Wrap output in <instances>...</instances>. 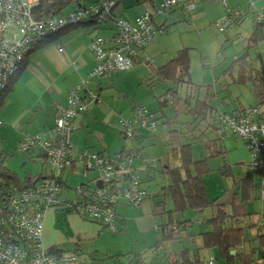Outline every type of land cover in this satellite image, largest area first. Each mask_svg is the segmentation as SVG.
I'll use <instances>...</instances> for the list:
<instances>
[{
	"label": "trees",
	"instance_id": "trees-1",
	"mask_svg": "<svg viewBox=\"0 0 264 264\" xmlns=\"http://www.w3.org/2000/svg\"><path fill=\"white\" fill-rule=\"evenodd\" d=\"M74 4L77 5V7L69 10V8H72ZM85 6L86 5H82L80 0H38V5L33 8L32 14L35 19L48 15L66 16L68 12ZM253 7L257 8L261 6L253 5ZM243 11L244 12L242 15L234 18L232 24L227 26L222 31H225L237 24L239 21L247 17V14L250 13L252 15L250 31L247 39L244 42L245 51L234 60L237 63V77L235 82L237 84H245L248 81H252V84L254 86L255 83L253 81L256 76L253 74L254 69L248 62L247 56L251 51L250 48H255L259 42V39L264 38V19L259 23H256L253 12L248 11V8L243 9ZM142 14L134 17L131 22L118 18L115 16V14L114 16L118 21L121 20L134 26L136 19ZM106 25L112 26L109 28L110 33L108 35L92 36L91 39L99 36L107 37L117 30V26L112 22H105L97 25V27ZM75 26L78 25H69L67 28L62 29L60 32H66ZM56 35H53L49 37V39L45 40L49 41L56 37ZM151 41L136 48L137 53L133 56L132 66L128 70L133 68L138 63L143 62L146 65L149 64L148 66L149 68H151L150 74H153V77H156V80L159 79L163 82L169 83V86L164 95L166 96L168 94V96H170V103L175 107L176 113L178 115L185 116V118H190L186 121H177L182 126V131L178 130L177 127L169 129L170 136L173 133H177V137L179 138L178 146L172 148L171 151L168 152V155L173 158H171L173 161V165L167 164L165 165V167L156 165L155 159L151 160L145 154L143 147L139 146L138 144L135 145L136 147H132L130 149L123 148L110 154L104 152H96L88 148L76 151L73 144V133L77 129L76 119L87 110L89 105L97 104L100 101L97 90L90 88L89 84L93 81V79L96 78H109L112 73L111 72L108 77L88 78L87 83L84 85L85 88L83 90L82 88L79 90V94L81 95V99L85 105V109L77 112L70 120L73 125L68 141V145L70 144V148L69 152L64 155L62 166L52 164L51 159L53 157L45 151L43 145H32L31 148L27 149L26 151L20 152L28 153L36 149L39 150L40 155L48 164V170L50 171L47 174H41V172L32 173L30 170H27L21 177L16 172L8 169L0 159V201L3 195L4 197H7L9 194H14L15 202L12 206L14 207L13 210L19 208L26 212V210L31 211V208L35 206L36 208H39L38 210L42 213L43 216L45 210L47 209L62 208V210H66L67 212H74L79 214L84 219L96 223L101 228L106 229L109 232H117L121 229L122 222L116 212V206L118 204L138 206L146 199H152L154 202V207L161 209L160 215L164 216L165 214L168 216V219L166 220L164 216L165 222L159 224V227L161 228V236L152 246L149 247V254L146 253V255L145 253H138L137 255H133L131 261L129 262L131 264H141L147 257L153 261H160L162 258L159 255V250H161V252L163 253L165 242L170 240L172 242V240L175 239L181 240L185 236L181 235L182 231L185 230V227H183L184 221H181L178 218H172V215L174 213L184 214L186 210L203 212L208 208H213L214 211L212 215L206 217L205 219V229H202L198 233V235H200L203 239L204 248L216 249L219 258L225 259L227 261V264H233V257L230 255V250L232 247L245 241L244 231L249 226L241 223L239 218L231 215L224 204L217 203L216 198L210 199L203 182V177L213 170L210 165V159L214 158V156L222 155L225 152L223 149H221V139H219V136L216 132L217 126L215 125V122L218 107H216L215 104L213 105L211 103V99L213 101V99L216 98L215 94L213 95L211 93L213 91L211 88L212 85L208 84L204 86H195L193 84L190 78L191 64L188 48L178 50L177 54L173 58L161 64L160 66H152L151 59L142 56V50L144 46L149 44ZM258 56H260V53H258ZM25 59L22 61L20 66L25 65ZM149 80H151V78ZM181 85H184L186 88L190 89V91L185 92L184 96L180 94L178 89V87ZM4 91L0 93V104L2 102ZM89 91H92L96 94L95 100H91L88 96H86L87 92ZM200 93H203V95L201 96ZM256 96L258 98L257 103L255 101L252 104H248L244 107L232 110V112L224 111V113L240 116L243 114L246 107L257 106L258 109L255 114L256 116L260 117L259 108L262 105L264 106V87L262 90H256ZM167 102L168 99H163L160 101V103L163 105H166ZM66 106L67 98L66 104L60 106L57 109L52 127L35 133L25 132L22 139L17 143V147L18 144L23 140L25 135H29L30 137H32L33 135L45 133L52 130L56 124V117L62 113L64 107ZM141 108L144 109L147 120L150 123L153 122L154 126L153 129L150 130L141 128L139 130H141L143 133L145 131H155L158 126V120L152 117V114L148 111L147 108L143 106L134 107L132 116ZM120 120L118 121L120 135L123 138L134 140L136 132L138 130L137 128L139 127L136 125L132 126L131 135H127L124 128L120 124ZM262 121L264 122L263 119ZM209 129H211V132H216L218 138H208ZM45 135H48V133H45ZM258 135L261 136V134ZM183 138H189V140L184 141ZM48 141L55 142V135L51 139L48 138ZM196 144L201 145L200 147H202L203 145V148L205 150V153L201 152L202 154L199 157H196L194 154V147ZM260 151V154L264 158V149ZM85 152L88 155L93 154L96 157L101 156L108 159L114 167L124 161L128 162L127 165H123L122 168L119 167L118 169H116L117 171H115L114 176L110 179L111 183H103L104 187L101 188L102 195L98 194V187L96 185L98 167L94 164H92L89 168L85 167V164L88 161L93 163L92 159L83 155ZM248 163H250V155ZM249 166L250 165H247L246 168H248ZM124 168H126L125 171H121ZM230 169V166L224 165L217 170L221 174L226 175L227 173L229 174L231 172ZM248 169L250 171L247 174H243L244 176L239 177L235 180L233 179V184H238L240 189V191H235L233 193L234 205L236 204L235 200L249 201L252 199H259V190L261 188V183L259 185V183L257 184L255 182L254 178L256 171H253L252 168ZM260 174L263 175L262 173ZM154 175L162 179L163 184L161 185L160 190L154 192L152 195L151 192L147 190L145 183L154 178ZM77 177H80L81 180L77 181ZM70 179H74L77 182L71 183L69 181ZM131 183L138 184V186H140V188L146 193L144 199L139 201L138 203L130 202L124 197V189L128 188ZM255 190L257 191L256 195ZM65 191L67 193H71L72 196L70 198L61 197L62 192ZM79 191L82 192L84 196L80 194ZM25 192L30 194V196L26 200H23ZM48 194H51V202L43 200V196H48ZM166 196H169L172 202V208L168 209L167 211L164 199V197ZM155 197L158 198L156 199ZM54 201H57V203ZM84 201L97 206L112 207L114 212L113 223L115 229L109 230V228L102 226L99 223L100 221L95 219V217L89 213V209H86L83 206ZM3 202L6 203V199H4ZM256 240L258 245L264 249V232H258L256 235ZM46 250L58 259L64 256H68L66 251L61 250L60 248H50ZM179 251L180 252L176 256H174V258H172L171 255L168 256L171 264H204L203 257L199 256L198 253H195L188 247L181 248ZM74 253L75 251L73 252V254ZM72 256H74L76 262V254ZM217 258L213 256L209 257L208 260L205 261V264H215V259Z\"/></svg>",
	"mask_w": 264,
	"mask_h": 264
},
{
	"label": "crops",
	"instance_id": "crops-1",
	"mask_svg": "<svg viewBox=\"0 0 264 264\" xmlns=\"http://www.w3.org/2000/svg\"><path fill=\"white\" fill-rule=\"evenodd\" d=\"M120 1L117 0L114 7L116 17L131 22L134 17L148 11L153 17V22L164 27L165 32L163 34H155L149 43L150 45L147 44L144 46L142 56L148 59L151 57L154 59L160 54L167 55L169 51V40L176 35L179 36L180 34L194 31H197V34L200 35L206 31L207 35L204 37H207L210 33L212 36H208L210 41L211 39H217L218 35L216 33H221L215 31V27L213 26H215L214 23L218 19L226 15L227 8L245 9L250 4L264 6V0H226V5H223L221 0H184L182 4H177L168 11L158 13L155 9V4L159 0H130L128 5H125L127 8L121 12L118 11ZM94 2L97 3L99 0H95ZM131 10L133 11L130 12ZM243 20L245 19L228 28L227 33L234 30L237 32L235 35L242 38L241 40L245 42L250 30L246 31L243 29L240 32ZM98 30L105 32L103 35L110 33V30H107L103 26ZM94 33L95 31L92 27L83 25L75 26L66 32L62 31L53 38L56 44L54 46L53 57L48 56L47 59L41 60V54H37L33 56L32 61H30V58L24 61L25 65L20 66L16 74H14L2 96V102L0 104V134L4 133L7 135L10 131L15 130L18 143L25 132L35 133L53 126L56 111L60 106L66 104L69 90L81 83L94 67L93 53L88 46ZM221 35L224 36L223 34ZM49 41L39 44L33 47V49L40 48ZM187 42L188 44L190 43L189 38ZM175 45L174 51L170 52L169 55L173 53L177 54V51L183 48L190 49L189 46H184L186 44L183 39L180 44ZM208 46H210V42ZM61 47L63 50L59 51ZM30 53L31 51H28V55ZM152 54L153 56H151ZM149 56L151 57L149 58ZM148 65L146 66L149 68ZM149 69L151 70V68ZM24 71L30 77L18 89L14 83L19 74ZM109 78H105L108 81L107 85L104 84L105 80L102 78L93 79L89 84L90 88L97 90L100 97V101L97 104L100 105L96 104V107H94V104L89 105L87 110L76 119L77 129L73 133V144L76 151L88 148L96 152L110 154L123 148L130 149L136 147L135 145L137 144L144 149L142 142L145 136L139 129L136 132L135 139L124 143L119 150H115V148H111L110 146L111 137H116V134L120 135L118 121L128 115L130 111L131 117L134 107L129 108L126 105V100L121 99L122 97H119L115 104H111L112 102L106 97H104V100L102 99V95L110 90L111 78ZM252 87L255 88L253 84ZM124 110L127 112L123 116ZM222 143L223 146L221 145V149L225 151L222 155L226 156L228 160L225 166L227 165L231 168V172L226 175L232 179V183L226 189L224 196H215L212 199L216 198L217 203L224 204L231 215L239 218L241 223L249 226L244 231L245 241L232 247L230 250V255L233 257L232 262L233 264H264V249L258 245L256 240L257 233L264 232V202L261 207L253 199L249 201L235 200L236 204H233V193L240 191L239 185L236 183V185L233 184V179L235 180L244 176L247 174L244 170L248 169L246 166L241 167L242 174H240L239 169L235 171L233 164L234 166L239 163L248 165L249 154L242 143L232 135H227L223 138L220 144ZM201 148H203V145ZM28 157L27 164L32 173H35L34 169L42 165L40 159L43 160V163L45 162V159L37 149L28 152ZM41 168L43 169L41 174H47L50 171L44 165ZM221 175L224 176L225 174ZM255 175H258L259 179L264 181V174L261 175L256 172ZM69 181L71 183L77 182L74 179H70ZM71 196V193L65 191L62 192L61 197L70 198ZM223 198L225 199L223 200ZM213 211V208H208L200 213L189 211V213L183 214V218L182 216L177 217L179 220L184 221L183 227H185V230L181 234L185 236L180 240V244H182L180 247H188L190 250L198 253L199 256L203 257L204 264L212 256L218 257L215 259V264H227L225 259L219 258L216 249L204 248L203 239L198 235L202 229H205V219L211 216ZM116 212L122 221L121 229L117 232L120 235L127 236L129 240L128 246H135H130V249H137L139 253L149 254V247L161 236L159 224L165 222L164 216L160 215L161 209L154 207L152 199H146L138 206L120 205ZM195 217H197V223L194 222ZM105 230L96 223L84 219L77 213L67 212L66 210L47 209L43 214L41 240L46 249L60 248L61 250H72L74 252L81 250V248L93 247L94 244L89 245V243H94L96 240L104 239L106 236L111 235V233ZM132 235H134L133 237L136 240L132 239ZM94 247L97 248V246ZM180 247L170 253L166 251V247L164 246L163 251L166 257L160 260L161 263L167 264L165 260H169L168 256L171 255L174 258L178 254L177 251L181 249ZM161 254L163 253L160 252V257ZM75 263L77 264V260Z\"/></svg>",
	"mask_w": 264,
	"mask_h": 264
},
{
	"label": "built area",
	"instance_id": "built-area-1",
	"mask_svg": "<svg viewBox=\"0 0 264 264\" xmlns=\"http://www.w3.org/2000/svg\"><path fill=\"white\" fill-rule=\"evenodd\" d=\"M184 0H159L155 7L158 13L166 12ZM117 0H102L100 3L79 7L66 16L48 15L35 19L33 8L38 5V0H0V93L9 84L22 61L28 55L29 48L42 44L45 39L58 34L69 25H99L105 22H112L117 26V30L107 37L99 36L89 41V49L93 53L94 67L87 77L77 86L73 87L67 96V106L62 113L56 117L55 127L45 133L25 135L18 144L19 151H26L33 145H43L45 151L51 155L52 164L62 166L64 155L69 152L68 145L70 131L73 128L71 118L79 111L85 109V105L79 94V90L85 88L87 79L90 77H108L115 70H128L132 66V58L137 53V47L152 40L156 33L163 34L164 27L153 22L150 12H145L138 17L133 25L115 19L114 7ZM225 4V0H223ZM248 11L253 12L256 23L264 19V7H248ZM242 9L228 10V13L221 20L216 22L219 31L231 25L233 19L243 14ZM63 48H59L62 51ZM91 100L96 99V94L87 92ZM258 107H246L245 113H256ZM243 112V113H244ZM121 126L127 135H131V127L136 125L141 129H153V122L147 120L144 109H139L130 119L120 120ZM241 133L249 136L261 134L264 136V124L241 125ZM243 131V132H242ZM55 135L56 141H48ZM255 150L249 152L250 162L256 167V172L264 174V165L260 161V150L264 149V142L254 141ZM84 156L93 160L85 164L86 168L92 164L98 167L96 185L99 181L98 194L102 195L103 183H111L116 169L127 165L122 162L117 166H112L110 161L103 157H96L93 154ZM126 168L121 171H125ZM80 194L84 196L82 192ZM30 194L24 193L23 200ZM146 193L136 183H131L124 189V197L130 202L138 203L143 200ZM0 201V264H75L72 255L64 256L60 259L51 255L42 244L43 216L35 206L31 211L24 212L22 209H15L14 194L4 195ZM6 199V203L3 200ZM259 199L264 202V181L261 182ZM44 201H52L51 194L43 196ZM57 203V201H54ZM83 206L89 209V213L95 217L99 223L114 230V212L110 206H97L83 202Z\"/></svg>",
	"mask_w": 264,
	"mask_h": 264
},
{
	"label": "rangeland",
	"instance_id": "rangeland-1",
	"mask_svg": "<svg viewBox=\"0 0 264 264\" xmlns=\"http://www.w3.org/2000/svg\"><path fill=\"white\" fill-rule=\"evenodd\" d=\"M80 1L82 5H89L91 3L96 4L94 2L95 0ZM100 1L101 0H99V2ZM129 2L130 0H121L119 3L120 6H118V11L123 12L124 9L127 8V6L125 5H128ZM75 7H77V5L74 4L72 8H69V10ZM132 11L133 10H131L130 12ZM244 19L245 20L242 21V26L240 27V32L243 29L246 31L250 30L251 15L249 14ZM90 27H92V29L95 31L94 36L103 35L105 33L98 30L100 27ZM103 27L108 30L112 26L110 25ZM213 27H215V31H218L224 36L216 33L218 35L217 39H211L210 41L208 39V36L212 37L210 33L207 37H204L205 35H207L206 31L201 33L200 35L197 34V31H194L195 33L189 32L180 34L179 36L176 35L174 38L169 40V51L167 52V55L160 54L154 59L153 57H151L153 56V54L149 56V58L151 57V65L157 67L167 60L173 58L176 53L170 55L169 53L173 52L176 46L175 44H180L183 39L184 43L186 44L184 46L190 47V78L195 86H204L208 84L212 85L211 88L214 92L212 91L211 93L213 95L215 94L216 97L213 99V101L211 99V103L213 105L215 104L216 107H218L221 111L232 112V110L246 106L248 104H252L255 101L257 103L258 98L255 91L260 89L262 90L264 87V38L259 39V42L255 48H250L251 51L247 56L248 62L254 69L253 74L256 76L253 81L255 83V88H253L248 84L252 81H248L245 84H237L235 82L237 77V63L234 59L240 56L245 51V43L241 40L242 38H239L237 35H235L237 32L234 30H231L227 33V30L219 31L217 26ZM188 38L190 40L189 44L187 42ZM54 42L55 39H52L40 48H29V51H31V53L26 57V59L30 58V61H32L33 56H36L37 54H41V60L47 59L48 56L53 57L54 46L56 45ZM209 42L210 46H208ZM258 53H260V56H258ZM29 77L30 75L26 71L21 72L14 84L19 89L21 88L22 83ZM110 78V90L102 95V99L104 100V97H106L110 102H112L111 104H115V102L118 101V98L122 97L121 99L126 100V105L129 106V108L138 106L147 108L148 111L152 114V117L158 120V126L157 129L153 131L155 133L148 131L144 132L145 138L142 142V144L144 145V152L151 160L155 159L156 165H159L160 167H165V165L167 164L173 165V158L168 155V152H170L174 146H177L179 144V138L177 137V133H173L170 136L169 129L177 127L178 130L182 131V126L177 121H186L190 118H185V116L183 115H178L176 113L175 107L170 103V96H168V94L166 96L164 95L169 86V83L163 82L159 79L156 80V77H153V74H150V69L143 62L136 64L134 68H131L127 71L120 72L115 70L111 73ZM150 78L151 80H149ZM102 79L105 80L104 84L107 85L108 81H106L105 78ZM178 89L182 96L185 95V92H187V90L190 91V89L186 88L184 85L179 86ZM200 95L202 96L203 93H200ZM163 99H168L166 105L160 103V101ZM94 105V107H96L100 104ZM259 110V116L264 120V106L262 105ZM126 112L127 111L124 110L122 115L124 116ZM130 114L131 111L128 115L122 118L124 120H127L130 117ZM215 125L217 126V122H215ZM210 130L211 129H209L208 131V138H218L216 132L214 133ZM116 135V137H111L110 146L111 148H115V150H119L124 143H127L130 140L128 138H122L118 134ZM16 138L17 137L15 130L10 131L7 135H5L4 133L0 134V148H2L0 149V159L8 169L16 172L19 176L22 177L25 171L30 169L29 165L27 164L29 157L28 153L18 151V139ZM183 139L184 141L189 140V138ZM221 145L223 146V143ZM201 152L205 153L204 148H201L199 144H196L194 147L195 156H201ZM227 161L228 160L224 155L214 156V158L210 159V165L213 170L207 176L203 177V181L208 195L211 199L215 196H224L226 189L231 186L232 179L228 178L229 176L227 175H221L218 170H216L220 166H224ZM40 162L42 163L41 166L44 165L48 170V164L46 162L43 163L42 159H40ZM41 166L37 169H34V172H41L43 170ZM243 166L245 167L247 165L239 163L235 164L234 166L233 164V167H235V171L239 169L240 174H242L241 167ZM244 172L248 173L249 169L244 170ZM254 179L257 184L261 183L262 181V179H259L258 175H255ZM76 180L80 181L81 178L77 177ZM145 184L147 190L153 195L154 192L160 190L163 181L162 179L154 175V178L147 181ZM256 194L257 191L255 190V195ZM155 198L157 199L158 197ZM164 199L167 211L168 209L172 208V202L169 196L164 197ZM224 199L225 198H223V200ZM254 201H256L261 207L263 203L261 199H255ZM120 205L123 204H118L116 206V210ZM57 210H62V208H57ZM189 211L190 210H186L185 213H189ZM164 216L167 220L168 216L165 214ZM179 216H182L183 218V213H174L172 215V218L176 219ZM194 222L197 223V217H195ZM109 233H111V235L106 236L104 239L101 238L99 240H96L94 243H89V245L94 244L93 247H88L86 249L81 248V250L75 251L74 254L72 250H68L66 251V253L68 255L76 254V258H78L76 259L77 264H131L129 262L132 259V256L137 255L139 251L137 249H130V246H135H128L129 240L126 235H120L119 232ZM133 236L134 235H132V239L136 240V238ZM181 245L182 244H180V240L176 239L172 240V242L171 240L165 242L166 251L170 253H172L173 250H176ZM94 246H97V248ZM159 251L161 252V250ZM177 252L179 253L180 251ZM165 257L166 255L163 251V254H161V258ZM165 261L167 262V264H171L170 260L167 261L166 259ZM141 264H161V262H153V260H150L147 257Z\"/></svg>",
	"mask_w": 264,
	"mask_h": 264
},
{
	"label": "bare ground",
	"instance_id": "bare-ground-1",
	"mask_svg": "<svg viewBox=\"0 0 264 264\" xmlns=\"http://www.w3.org/2000/svg\"><path fill=\"white\" fill-rule=\"evenodd\" d=\"M221 1L223 3V0H221ZM223 5H226V0H225V4L223 3ZM251 5L253 6V4H250L248 7H250ZM248 7H246V9ZM235 9H241V8H235ZM228 10H234V9L227 8V13H228ZM225 16H223V17H225ZM223 17L218 19L216 22L221 20ZM216 22L214 23L215 26H216ZM251 86H252V82H251ZM216 122H217L216 132L219 136V139H221V141L227 135H232L238 141H240L242 143L243 147L247 150L248 153L255 150L254 141L261 142V143L264 142V138L262 136H260V135H255V136L245 135V134H242L241 130H240L241 125H243V124L256 125V126H260V125L264 124L262 119L260 117L256 116L255 113H245L244 112L242 115L236 116V115H229L227 113H224V111H221L219 108H217ZM260 161L264 165V158L262 155L260 156ZM248 165H250L248 168H250V169L252 168L253 171L257 170L256 167L251 162L248 163Z\"/></svg>",
	"mask_w": 264,
	"mask_h": 264
},
{
	"label": "water",
	"instance_id": "water-1",
	"mask_svg": "<svg viewBox=\"0 0 264 264\" xmlns=\"http://www.w3.org/2000/svg\"><path fill=\"white\" fill-rule=\"evenodd\" d=\"M248 84L251 86V82H249ZM97 185L100 187L101 186V183L98 181L97 182Z\"/></svg>",
	"mask_w": 264,
	"mask_h": 264
},
{
	"label": "flooded vegetation",
	"instance_id": "flooded-vegetation-1",
	"mask_svg": "<svg viewBox=\"0 0 264 264\" xmlns=\"http://www.w3.org/2000/svg\"><path fill=\"white\" fill-rule=\"evenodd\" d=\"M183 2H184V1H183ZM183 2H182V3H183ZM182 3H181V4H182ZM156 34H157V33H156Z\"/></svg>",
	"mask_w": 264,
	"mask_h": 264
}]
</instances>
